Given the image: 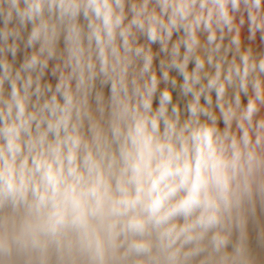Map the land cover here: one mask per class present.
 <instances>
[{
  "label": "clouds",
  "instance_id": "1",
  "mask_svg": "<svg viewBox=\"0 0 264 264\" xmlns=\"http://www.w3.org/2000/svg\"><path fill=\"white\" fill-rule=\"evenodd\" d=\"M0 264H264V0H0Z\"/></svg>",
  "mask_w": 264,
  "mask_h": 264
},
{
  "label": "crops",
  "instance_id": "2",
  "mask_svg": "<svg viewBox=\"0 0 264 264\" xmlns=\"http://www.w3.org/2000/svg\"><path fill=\"white\" fill-rule=\"evenodd\" d=\"M155 47V46H154ZM190 67H191V65H190Z\"/></svg>",
  "mask_w": 264,
  "mask_h": 264
}]
</instances>
